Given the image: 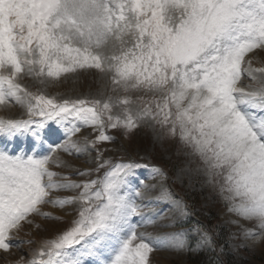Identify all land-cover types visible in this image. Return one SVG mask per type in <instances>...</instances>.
Returning <instances> with one entry per match:
<instances>
[{
	"label": "snow or ice",
	"instance_id": "obj_1",
	"mask_svg": "<svg viewBox=\"0 0 264 264\" xmlns=\"http://www.w3.org/2000/svg\"><path fill=\"white\" fill-rule=\"evenodd\" d=\"M257 50L264 52V0H0V106L27 116L0 118V251L38 244L5 264H150L156 250H193L185 232L138 231L162 215L145 208L170 200L187 217V206L166 188L146 197L156 185L137 170L148 165L113 161L99 147L115 140L109 129L127 135L142 122L178 138L228 211L255 221L259 231L244 229L245 239L264 238V67L250 57ZM90 69L116 95L58 99L43 91ZM23 77L41 90L29 91ZM83 128L94 138L74 139ZM90 151L95 166L75 169L83 179L53 170L72 167L61 153ZM65 216L74 217L71 226L52 238L13 243L35 217L55 224ZM194 231L197 250H216L209 231Z\"/></svg>",
	"mask_w": 264,
	"mask_h": 264
},
{
	"label": "rangeland",
	"instance_id": "obj_2",
	"mask_svg": "<svg viewBox=\"0 0 264 264\" xmlns=\"http://www.w3.org/2000/svg\"><path fill=\"white\" fill-rule=\"evenodd\" d=\"M250 57H254V67H264V52L257 50L256 53L250 54ZM19 82L27 87L29 91L37 92L41 90V86L28 77L21 78ZM247 83L249 81L243 79L241 86ZM110 88L111 85L107 78L103 77L97 70L90 69L80 71L76 75H69L67 78H63L61 82L49 85L43 91L50 96L59 94L57 95L58 99H103L108 95H116V93L110 91ZM120 95L124 94L120 93ZM131 95L133 99L137 96H144L145 99L151 98L150 93H131ZM117 112H119V109H113V114ZM0 118L19 119L27 118V116L23 108L12 105L9 107L0 106ZM108 134L114 136L115 140L111 143L99 145L101 148L109 149L105 153V158L110 157L113 161L131 159L148 165V168L137 170L138 179L143 180L146 184L156 185L155 190L146 193V197L155 198L159 196L161 188L168 189L171 198L174 200L184 202L181 199L182 197L180 198L176 193L184 198V195L188 196L199 213L201 211L210 216L209 221L212 223V228L215 226L223 239L221 249L228 264H264V238L256 241L245 239L243 236V230L246 228L259 231L255 221H246L228 211L227 202L221 198L218 188L214 184L206 182V177L202 171L203 165L200 163L199 158L190 155L189 150L180 144L178 138H169L158 126L145 122H142L138 128L127 135L124 134L123 130L116 129H109ZM84 137L94 138L90 128H83L81 133L74 139H80L83 142ZM94 155V151L79 157L61 153L63 160L67 161L72 167L53 170L61 171L74 180L83 179L75 174V169L94 167V163H88ZM152 167L162 169L168 179L162 182L160 177L153 179V173L150 171ZM102 174L103 170L90 178L95 179L96 175ZM66 194L68 193L61 195ZM145 203H147V199ZM160 210H162V215L159 218L154 217L156 219L154 225L140 227L138 231L149 233L152 236L185 232L189 247L193 250L179 252L167 249L156 250L150 254V264H210L213 259V251L206 248L196 249L198 233L194 231L197 227L207 229L197 223L190 222V211H188L187 217H181L173 208L170 200L145 208L144 214L151 217L153 211ZM44 211L60 214V210L48 206L44 207ZM73 218V216H65L61 222L54 224L50 220L35 217L34 225H25L19 233L14 234L13 243L50 239L56 232L70 227ZM35 225H39V227L37 228ZM209 233L213 235L212 232L209 231ZM36 247H38V244L24 243L20 248L12 249L10 253L0 251V264H5L6 260L15 261L22 254H26ZM216 249L219 250L220 247L216 246Z\"/></svg>",
	"mask_w": 264,
	"mask_h": 264
},
{
	"label": "trees",
	"instance_id": "obj_3",
	"mask_svg": "<svg viewBox=\"0 0 264 264\" xmlns=\"http://www.w3.org/2000/svg\"><path fill=\"white\" fill-rule=\"evenodd\" d=\"M189 200L191 201L192 206H193L194 209L196 210V208H195V206H194L192 200H191L190 198H189ZM195 212L199 215V217H200L203 221L207 222L208 227L211 228L212 231H213V233H214V237H215L217 243H218V244L221 246V248H222V247H223V239H222L221 235L217 232L215 226L212 228V223H210V221H209V217H210V216H207L206 214H204V213L201 212V211H200V213H199L198 210H196ZM220 253H221L222 257H218L214 252H212L213 259L211 260V263H210V264H228L227 260L225 259V256L223 255V250H222V249H221ZM190 262H191V261H190Z\"/></svg>",
	"mask_w": 264,
	"mask_h": 264
}]
</instances>
